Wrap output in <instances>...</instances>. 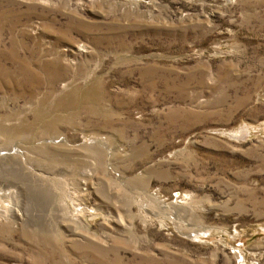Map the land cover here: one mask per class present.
<instances>
[{"label": "rangeland", "instance_id": "rangeland-1", "mask_svg": "<svg viewBox=\"0 0 264 264\" xmlns=\"http://www.w3.org/2000/svg\"><path fill=\"white\" fill-rule=\"evenodd\" d=\"M12 147L0 264H264V0H0Z\"/></svg>", "mask_w": 264, "mask_h": 264}, {"label": "bare ground", "instance_id": "bare-ground-1", "mask_svg": "<svg viewBox=\"0 0 264 264\" xmlns=\"http://www.w3.org/2000/svg\"><path fill=\"white\" fill-rule=\"evenodd\" d=\"M27 160L25 154L18 149L17 147H12L9 149V152H2L0 150V174L1 172H5L9 167L16 168L17 172L20 173L23 177L26 175V170L30 171L27 167ZM30 174V173H28ZM5 175V174H4ZM5 178V177H0ZM3 184V183H2ZM6 186H8V182L5 183ZM15 194V193H14ZM12 194L10 196V193H8L5 188L0 184V218L5 217L9 218L11 217H18L20 219H23V212L19 207V205L16 206V204L19 202L16 196ZM12 199L13 202L10 200ZM9 200V201H8ZM16 203V204H13ZM15 206V207H14ZM198 235V234H195ZM194 235V238L196 236Z\"/></svg>", "mask_w": 264, "mask_h": 264}]
</instances>
